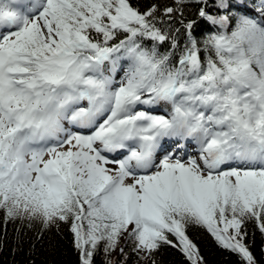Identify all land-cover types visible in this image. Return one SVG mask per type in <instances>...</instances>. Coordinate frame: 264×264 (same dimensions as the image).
<instances>
[{
    "label": "snow or ice",
    "instance_id": "1",
    "mask_svg": "<svg viewBox=\"0 0 264 264\" xmlns=\"http://www.w3.org/2000/svg\"><path fill=\"white\" fill-rule=\"evenodd\" d=\"M10 224L66 226L77 264H206L191 228L260 264L264 0H0Z\"/></svg>",
    "mask_w": 264,
    "mask_h": 264
},
{
    "label": "trees",
    "instance_id": "2",
    "mask_svg": "<svg viewBox=\"0 0 264 264\" xmlns=\"http://www.w3.org/2000/svg\"><path fill=\"white\" fill-rule=\"evenodd\" d=\"M143 4L147 0H135ZM161 4L170 3V0H159ZM192 13L195 9H190ZM187 14V13H186ZM15 225H8L7 233L0 227V242L3 248L0 250V264H77L76 252L72 245V237L66 226L60 229H51L37 240L36 232L24 230L18 237L14 230ZM248 242L252 245V251L260 264H264V246L260 233L254 230L253 225H248ZM190 236L198 244L206 264H236V258L228 251L219 248L211 236L200 228H191ZM34 245V247H33ZM13 249H16L15 253ZM159 264H184V257L175 249L164 246L157 254Z\"/></svg>",
    "mask_w": 264,
    "mask_h": 264
}]
</instances>
